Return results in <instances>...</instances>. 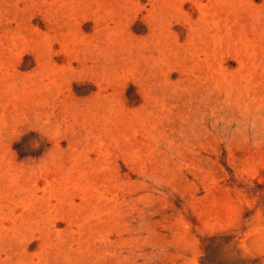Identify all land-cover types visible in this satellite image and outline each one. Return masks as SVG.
<instances>
[{
    "label": "rangeland",
    "instance_id": "obj_1",
    "mask_svg": "<svg viewBox=\"0 0 264 264\" xmlns=\"http://www.w3.org/2000/svg\"><path fill=\"white\" fill-rule=\"evenodd\" d=\"M0 264H264V0H0Z\"/></svg>",
    "mask_w": 264,
    "mask_h": 264
}]
</instances>
